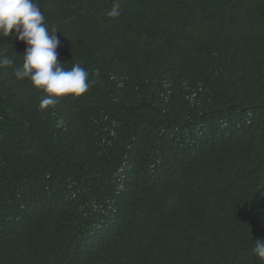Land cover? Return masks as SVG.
Instances as JSON below:
<instances>
[{"label":"trees","instance_id":"1","mask_svg":"<svg viewBox=\"0 0 264 264\" xmlns=\"http://www.w3.org/2000/svg\"><path fill=\"white\" fill-rule=\"evenodd\" d=\"M113 2L61 0L52 20L99 37L63 66L113 41L117 120L71 96L41 111L28 80L13 81L26 107L0 110V264H261L264 0H119L116 18ZM20 50L0 44L16 59L0 78Z\"/></svg>","mask_w":264,"mask_h":264},{"label":"clouds","instance_id":"2","mask_svg":"<svg viewBox=\"0 0 264 264\" xmlns=\"http://www.w3.org/2000/svg\"><path fill=\"white\" fill-rule=\"evenodd\" d=\"M61 0H0V44L4 41L15 39L21 50L16 54L17 59L21 58L22 65L14 72V78L5 79L1 77L0 89L8 83V90L1 89L0 110L7 113H15L27 105L25 100L20 98L18 86L14 80H28L32 88L42 93L39 102V110L44 111L55 106L59 98L71 96L69 101H82L92 109L98 119H102L105 126L117 120L118 100L111 94L106 86L118 81V77L112 72L116 59V52L113 55V41L109 42L110 53L103 44L97 45L94 49V56L90 67L83 63H74L72 67L63 66L58 61L61 51V58L64 56V47L72 48L80 41L82 48H88L99 41L97 34H94L89 27L90 24L71 21L68 29L52 20V15L60 13ZM130 13V11H129ZM107 15L116 18L120 15L119 0H114L111 10ZM132 42L138 45L134 39L135 30L130 26ZM132 45V44H131ZM116 49V46H115ZM101 57L98 63L96 57ZM16 59L0 54V69L11 67ZM166 73L165 80L171 88L181 87L185 84L175 82L169 76V70L162 68ZM13 76V75H12ZM200 90L213 94V88ZM14 100L15 110L8 111L9 100ZM117 110V111H116ZM227 173L220 171L219 177ZM81 233L80 235H82ZM252 254L257 257L261 264H264V240H257L252 247Z\"/></svg>","mask_w":264,"mask_h":264}]
</instances>
